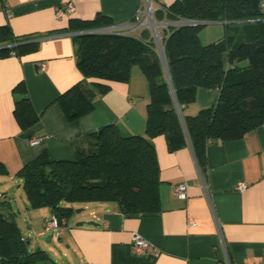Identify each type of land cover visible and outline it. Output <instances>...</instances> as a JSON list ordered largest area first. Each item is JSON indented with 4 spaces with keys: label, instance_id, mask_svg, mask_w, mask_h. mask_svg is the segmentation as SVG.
Here are the masks:
<instances>
[{
    "label": "crops",
    "instance_id": "crops-1",
    "mask_svg": "<svg viewBox=\"0 0 264 264\" xmlns=\"http://www.w3.org/2000/svg\"><path fill=\"white\" fill-rule=\"evenodd\" d=\"M172 1L151 0V7ZM143 2L0 0V27L7 26L12 34L10 41H0V162L7 171L0 174V186L18 179L15 174L22 165L43 150L56 160L73 159L77 148L87 146L86 133L101 126L114 124L123 136L144 132L149 88L136 66L127 82L108 83L109 89L93 98V110L77 120L69 121L55 101L83 78L76 66L77 33L66 29L69 19H92L100 12L111 18V29L138 36L147 17ZM67 3L73 11L55 17L56 9ZM224 23L227 34L254 40L253 22ZM20 43L32 47L17 54L6 51ZM19 82L25 84L39 115L28 128L13 115V88ZM217 97L216 89L199 88L184 114L213 105ZM34 137L40 138L37 144L30 143ZM153 144L161 211L128 215L108 202L80 207H89V216H77L73 225L61 226L74 264H216L223 255L220 235L234 264H256L264 251V124L239 139L208 145L203 169L189 144L171 152L163 135L154 137ZM179 183L186 185L184 199L174 191ZM239 183L244 188L238 189ZM3 199L11 206L6 194ZM80 220L98 225L75 226ZM134 233L152 245L143 255L132 249Z\"/></svg>",
    "mask_w": 264,
    "mask_h": 264
},
{
    "label": "trees",
    "instance_id": "trees-1",
    "mask_svg": "<svg viewBox=\"0 0 264 264\" xmlns=\"http://www.w3.org/2000/svg\"><path fill=\"white\" fill-rule=\"evenodd\" d=\"M152 17L178 23L161 29L170 83L149 29L143 28L138 36L87 33L112 26L111 18L99 12L92 19H69L66 29L77 33L76 66L83 78L55 99L66 118L73 121L91 112L93 98L107 91L112 81L127 82L136 66L149 88L145 128L142 134L123 136L114 124L101 126L86 133L87 146L77 148L70 160H56L41 151L15 174L29 208L48 207L50 215L66 223L75 207L90 203H114L128 215L158 213L161 180L154 137L163 135L171 152L189 144L203 169L208 145L239 139L264 124V14L257 0H174L162 3ZM189 20L253 22L255 37L245 42L226 33L203 44L201 24L182 23ZM11 39L10 29L0 27V41ZM30 46L20 43L6 51L22 53ZM199 88L216 89V102L193 115L184 114ZM13 93V115L28 128L39 115L23 82ZM0 174H7L1 162ZM5 194L0 195V210L7 214L0 211V264H57L44 250H29Z\"/></svg>",
    "mask_w": 264,
    "mask_h": 264
},
{
    "label": "rangeland",
    "instance_id": "rangeland-1",
    "mask_svg": "<svg viewBox=\"0 0 264 264\" xmlns=\"http://www.w3.org/2000/svg\"><path fill=\"white\" fill-rule=\"evenodd\" d=\"M169 1L170 0H163L164 3H169ZM149 2L150 0H147L146 2L145 14L147 17L145 24H141V27L150 30L155 41L156 54L160 58L162 57V47L160 42L162 38L161 29L168 27L169 25H178V23L164 21L159 22L158 24L154 19L152 21L151 17L153 15L154 9L149 6ZM151 22H153L155 25H151ZM226 32L227 27L224 21L206 23L199 27V38L201 43L207 44L217 41L223 37ZM239 39L245 41L243 37H240ZM4 191H6L7 197L10 198L11 208L14 212V219L19 226L23 237L27 238L29 241V250H35L37 248L44 250L57 264H74L72 253L67 246V242H65L66 233L64 232V228L60 226L53 231H46L44 229L43 218L44 216H50L49 208H29L24 191L22 189V182H19L18 179L9 181L6 187L1 185L0 193H3ZM78 208H80V206L75 207V209ZM89 210V207H85L81 212L74 213L68 221V224L71 223V225H73L74 218L77 216H89ZM0 211H2L5 216H7L3 208ZM48 237L51 238L49 241H46Z\"/></svg>",
    "mask_w": 264,
    "mask_h": 264
},
{
    "label": "built area",
    "instance_id": "built-area-1",
    "mask_svg": "<svg viewBox=\"0 0 264 264\" xmlns=\"http://www.w3.org/2000/svg\"><path fill=\"white\" fill-rule=\"evenodd\" d=\"M147 0H144V4L146 5ZM258 3V7L260 9V12L262 14H264V0H257ZM149 6L151 7V0L149 2ZM73 11V5L71 3H67L65 6L61 7V8H57L55 11V17L60 18L66 15L67 12H72ZM107 31H114L116 32L114 29H105V32ZM41 68L44 69L45 68V63L41 64ZM40 138L34 137L30 139V143L31 144H37L39 142ZM244 183H239L237 185L238 189H242L244 188ZM186 185L185 183H179L177 185L174 186V191L175 193L178 195V197L184 199L186 197ZM67 223L64 219H58L55 215L51 214L48 218H46L44 220V229L46 231H53L57 228H59L60 226H65ZM132 249L134 251L135 254L137 255H143L145 254L148 250H150L152 248V245L149 243V241H147L146 239H144L143 237H141L139 234L134 233L132 236ZM220 247L223 251V255L222 258L218 259L216 264H234L228 253H227V249L225 246V241L223 239V237L220 235ZM256 264H264V251H262V255H261V259L256 263Z\"/></svg>",
    "mask_w": 264,
    "mask_h": 264
},
{
    "label": "water",
    "instance_id": "water-1",
    "mask_svg": "<svg viewBox=\"0 0 264 264\" xmlns=\"http://www.w3.org/2000/svg\"><path fill=\"white\" fill-rule=\"evenodd\" d=\"M151 20L153 21V17H151ZM159 24V22H157ZM183 24H186V25H197V24H206V23H212L211 21H203V20H200V21H192V20H189V21H183L182 22ZM111 28V26H108V27H101V28H98V29H94V30H89V31H84V32H89V33H93V32H96V31H105V29H109ZM78 33H81V32H78ZM161 63H162V66H163V69H164V73H165V76H166V79L168 80V82L170 83V77H169V73H168V70H167V64H166V61H165V57H164V53L162 51V57L159 58ZM172 90V89H171ZM172 93H173V90H172ZM176 102V101H175ZM177 105V103H176ZM178 107V106H177ZM179 115L181 117V113L179 111ZM83 209L82 208H78V209H75V213H79L81 212ZM83 224H87V225H92V226H97L98 223H96L95 221L93 220H87V221H83V220H80V221H77L75 222V226H81ZM51 237H48L46 239V241H49Z\"/></svg>",
    "mask_w": 264,
    "mask_h": 264
},
{
    "label": "bare ground",
    "instance_id": "bare-ground-1",
    "mask_svg": "<svg viewBox=\"0 0 264 264\" xmlns=\"http://www.w3.org/2000/svg\"><path fill=\"white\" fill-rule=\"evenodd\" d=\"M151 25H155L153 22L150 23ZM155 27V26H154Z\"/></svg>",
    "mask_w": 264,
    "mask_h": 264
}]
</instances>
